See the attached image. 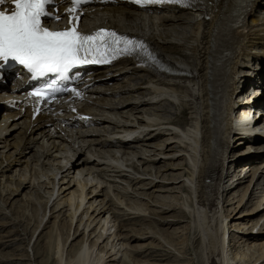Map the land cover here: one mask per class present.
I'll return each instance as SVG.
<instances>
[{
    "label": "bare ground",
    "instance_id": "1",
    "mask_svg": "<svg viewBox=\"0 0 264 264\" xmlns=\"http://www.w3.org/2000/svg\"><path fill=\"white\" fill-rule=\"evenodd\" d=\"M233 2L85 8V30L142 40L156 64L109 58L37 117L13 110L24 83L0 94V264H264V91L243 97L256 62L264 76V1Z\"/></svg>",
    "mask_w": 264,
    "mask_h": 264
},
{
    "label": "snow or ice",
    "instance_id": "2",
    "mask_svg": "<svg viewBox=\"0 0 264 264\" xmlns=\"http://www.w3.org/2000/svg\"><path fill=\"white\" fill-rule=\"evenodd\" d=\"M64 0H0V67L9 62L23 65L34 77L55 74L61 79L72 67L86 63H102L109 56L137 55L147 46L115 32L100 30L85 34L75 25L55 30L47 24L61 19L56 9ZM71 24L73 8H81L89 0H66ZM136 3H178L180 0H135ZM79 20V16H76ZM123 42L122 48L116 45ZM131 45V47H129ZM138 45V47H137ZM147 55L152 58L149 52ZM103 57V59H102ZM153 62L154 58H153ZM54 93H50L53 95Z\"/></svg>",
    "mask_w": 264,
    "mask_h": 264
},
{
    "label": "rangeland",
    "instance_id": "3",
    "mask_svg": "<svg viewBox=\"0 0 264 264\" xmlns=\"http://www.w3.org/2000/svg\"><path fill=\"white\" fill-rule=\"evenodd\" d=\"M262 1H264V0H261V2ZM255 65V66H254ZM253 65V67H257L258 66V64L257 63H255ZM252 71H253V68H252ZM252 90V87L249 89V91H247V92H245L244 94H243V97H246V96H248V95H250L251 93H250V91ZM137 93H139V92H137ZM253 95H251V97H252ZM262 97H264V93H263V95H261V98ZM245 145V143H242L241 145H239V147L240 146H244ZM246 148L247 147H244V148H241V149H244V150H246ZM243 150V151H244ZM264 159V157H260V158H258V161L259 160H263ZM164 165V164H163ZM258 166H256V167H260V164H257ZM263 167H261V169H262ZM162 172H163V174H165L166 176H168V175H172L173 173H176L177 171L176 170H174V169H172V168H170V166L169 167H163L162 168ZM228 181V180H227ZM162 182V181H161ZM166 182H170V181H166ZM167 184V183H166ZM175 184H167V187H173ZM153 191V190H152ZM157 193H159V192H157ZM162 194H170V192H164V193H162ZM175 195V194H174ZM149 197V196H148ZM146 200V199H145ZM171 200V199H170ZM172 201H173V199H172ZM146 202H147V200H146ZM225 204H226V202H225ZM148 206H149V208H158V206H156V205H152V204H150V203H148ZM264 212V210L263 211H260L257 215H255V217L256 216H259V215H261L262 213ZM170 214H173L172 212L170 213ZM5 220V218L3 217V215H2V217H1V215H0V220ZM36 224V223H35ZM175 227H179V225H174V226H172L171 227V229H173V228H175ZM29 228H31V230L32 229H34V225H29ZM31 233L29 234V236L30 237H32V231H30ZM40 232V230L35 234V237L32 239V243L35 241V239H37V237H39L38 235V233ZM47 236H48V233H45V235L44 236H42V238H44V240L47 238ZM137 242H138V240H132L131 241V244H137ZM21 243H17V244H15L14 245V247H12V246H10V247H8V248H6L4 251H3V253L5 254L6 253V255H11L12 253H15L16 255H19V253H21V251H18L17 249H18V246L20 245ZM231 244H232V239H231ZM23 245H25V243H23V244H21V246H23ZM15 247H17V249L15 248ZM185 249H182L181 251H184ZM190 250H191V248H190ZM7 252H8V254H7ZM186 254V253H185ZM181 257H183V256H181ZM184 257H186L185 259H187V256H185L184 255ZM191 257V256H190ZM181 260H184V258L182 259L181 258ZM164 262H167V261H164ZM172 263H176V262H172ZM1 264H20V262L19 263H16V261L15 262H13V261H7V262H2ZM21 264H28V262H25V263H21Z\"/></svg>",
    "mask_w": 264,
    "mask_h": 264
}]
</instances>
